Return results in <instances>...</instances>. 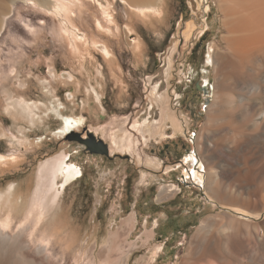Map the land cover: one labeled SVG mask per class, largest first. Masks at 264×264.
<instances>
[{"label":"rangeland","instance_id":"rangeland-1","mask_svg":"<svg viewBox=\"0 0 264 264\" xmlns=\"http://www.w3.org/2000/svg\"><path fill=\"white\" fill-rule=\"evenodd\" d=\"M219 3L164 0L157 33V16L122 0H0V235L19 238L22 260L101 264L109 234L132 214L125 264H180L205 217L224 223L221 205L251 211L237 214L244 221L264 220L263 127L236 147L223 139L235 128L228 115L206 124L213 97L200 86H215L207 52H227ZM188 21L196 26L185 38ZM65 116L82 122L70 131L102 138L109 156L57 134ZM61 151L81 174L37 213L30 201L39 168ZM191 152L206 167L221 158L229 166L211 186L216 200L186 176ZM171 184L180 189L164 198Z\"/></svg>","mask_w":264,"mask_h":264},{"label":"bare ground","instance_id":"bare-ground-1","mask_svg":"<svg viewBox=\"0 0 264 264\" xmlns=\"http://www.w3.org/2000/svg\"><path fill=\"white\" fill-rule=\"evenodd\" d=\"M123 1L128 2L129 6L131 5L130 7L135 8V11L137 10L144 17H149L152 14L157 16L155 31L160 32L162 29L160 27V20L162 19L160 13L163 11L164 1L152 7H146L145 5L133 7V0ZM219 1L224 16L223 27L227 32L223 36L227 52H219L218 50L213 55L209 51L207 52L206 60L213 66L215 86H211L210 91L209 88H206V92H210L213 97L208 107V113H212L206 117V124H215L222 120L225 114L228 115L235 128H227L223 139L232 145L238 141H246L250 137L249 132L252 129L262 126V130H264V0ZM204 9V11L210 10L209 4ZM145 10H150V12H145ZM103 11L106 21H112L109 10ZM195 26L194 21L186 23L185 38L192 35ZM128 30H131V28L128 27ZM157 33H155V37H159ZM139 45L140 42L138 41L136 46ZM101 50V52L107 54L106 47H102ZM200 88L203 87L200 86ZM81 124L80 119L70 116L62 117V125L57 134L64 135ZM236 128H239V130L236 131ZM213 132L215 131H209V133ZM201 138L206 139V136L203 135ZM240 142L236 144V147L240 146ZM203 146L205 151L211 150L212 154V156L210 154L205 159H212L214 157L212 152L213 143L205 141ZM206 153L208 152H205V155ZM192 156L191 153L185 156L189 159L187 163L191 168L186 176L202 186L207 195L213 197L211 194L212 184H218L217 179H220L218 177L221 175L220 170H225L224 166L226 168H229V166L221 158L216 166L209 168L195 158L198 163L197 168L195 166L197 163L193 165ZM199 167L204 170V174H201ZM240 171L246 176L252 173L247 165L242 167ZM38 172V182L30 201L31 206H34L37 213L41 211V208H44V205L46 207L53 206L54 203L58 202L61 191L65 186L81 174L80 168L75 163L69 162L66 153L63 151L42 163ZM261 175L264 176V166L261 169ZM58 182L60 183L59 186ZM220 186L222 187V184ZM179 189L178 185L171 184L168 189L163 187L159 194L167 198L168 191L174 192ZM8 192L11 193V191ZM246 198L248 202V197ZM221 207L228 210V212L219 216V219L224 220V223L219 222L215 226L214 216L208 215L205 217L192 235L186 256L180 264H264V220L244 221L237 214L253 217L249 213L251 211L248 210L249 212H247L246 208L242 209L243 207L239 208L234 205L225 204ZM230 211L234 212V216L229 213ZM37 220L38 217H36ZM122 223L125 227H119L116 231L111 232L108 237V246L100 249L101 264L126 263L128 251L133 245L132 242L128 241L134 223L133 215H128ZM19 243L18 237L10 239L7 236L0 235V264H31L19 257L17 253Z\"/></svg>","mask_w":264,"mask_h":264},{"label":"water","instance_id":"water-1","mask_svg":"<svg viewBox=\"0 0 264 264\" xmlns=\"http://www.w3.org/2000/svg\"><path fill=\"white\" fill-rule=\"evenodd\" d=\"M201 87H203L202 90L204 92L207 91L206 86L202 85ZM67 138L83 144L85 146V149L89 153H99L105 156H109V149L107 143L103 141L102 138L97 137V135H95L92 131L87 130L85 138H83L78 132L69 131Z\"/></svg>","mask_w":264,"mask_h":264},{"label":"crops","instance_id":"crops-1","mask_svg":"<svg viewBox=\"0 0 264 264\" xmlns=\"http://www.w3.org/2000/svg\"><path fill=\"white\" fill-rule=\"evenodd\" d=\"M133 1H134V3L132 4L133 7L142 6V5H145L146 7H152L154 5L156 6L157 4H160L164 0H133ZM123 3L129 6L128 2L123 1ZM150 4H153V5L149 6Z\"/></svg>","mask_w":264,"mask_h":264},{"label":"flooded vegetation","instance_id":"flooded-vegetation-1","mask_svg":"<svg viewBox=\"0 0 264 264\" xmlns=\"http://www.w3.org/2000/svg\"><path fill=\"white\" fill-rule=\"evenodd\" d=\"M83 138H85L86 137V134H85V136H82ZM191 154L193 155L192 157H191V159H192V161H193V165H195L194 163H197V161H196V157H195V154H194V152H191ZM188 156V155H187ZM185 158V162H187L189 159L188 158H186V157H184ZM196 166V165H195ZM198 168V167H197ZM189 170H191V168L189 169ZM189 170H186V172L185 173H187L188 174V172H189ZM193 182H195L194 180H192ZM196 183V182H195Z\"/></svg>","mask_w":264,"mask_h":264}]
</instances>
